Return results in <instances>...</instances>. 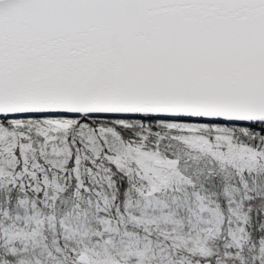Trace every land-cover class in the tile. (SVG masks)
Returning a JSON list of instances; mask_svg holds the SVG:
<instances>
[{
    "label": "snow or ice",
    "instance_id": "obj_1",
    "mask_svg": "<svg viewBox=\"0 0 264 264\" xmlns=\"http://www.w3.org/2000/svg\"><path fill=\"white\" fill-rule=\"evenodd\" d=\"M0 264H264V0H0Z\"/></svg>",
    "mask_w": 264,
    "mask_h": 264
}]
</instances>
